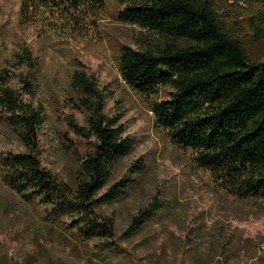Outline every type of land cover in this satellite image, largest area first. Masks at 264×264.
Segmentation results:
<instances>
[{
    "label": "rangeland",
    "instance_id": "obj_1",
    "mask_svg": "<svg viewBox=\"0 0 264 264\" xmlns=\"http://www.w3.org/2000/svg\"><path fill=\"white\" fill-rule=\"evenodd\" d=\"M206 1L250 60L264 63V0ZM125 6L122 0L77 9L60 0H0V85L42 108V167L75 188L80 161L91 152L93 140L71 127H84L87 118L70 85L75 71L95 80L104 114L119 117L132 145L109 182L130 185L117 201L96 209L113 219L116 236L108 243L117 249L99 250L96 240L74 228L71 213L54 215L8 188L0 176V264H264V195L233 196L193 162L192 151L169 139L151 108L170 98V87L145 97L122 79V48L143 51L154 42L142 27L120 20ZM24 51L31 54V69L16 58ZM22 76L33 79V95L22 90ZM24 152L0 112V161ZM139 164L144 170L136 174ZM155 196L164 205L158 216L126 234L131 219Z\"/></svg>",
    "mask_w": 264,
    "mask_h": 264
},
{
    "label": "trees",
    "instance_id": "obj_2",
    "mask_svg": "<svg viewBox=\"0 0 264 264\" xmlns=\"http://www.w3.org/2000/svg\"><path fill=\"white\" fill-rule=\"evenodd\" d=\"M60 1L75 9L84 5L100 8L105 3ZM122 2L126 6L120 20L137 24L154 36L150 48L143 51L122 48V79L145 97L156 95L160 87H170V98L151 108L169 139L192 151L193 162L233 196L264 195V63L250 60L244 45L230 34L209 1ZM16 58L33 68L29 51ZM28 78H20L22 90L33 95L34 82ZM70 85L87 115L84 127H71L76 135L93 140L91 152L80 161L75 188L41 165L37 138L45 120L42 108L24 103L18 92L5 85H0V112L25 152L3 157L0 176L8 188L54 215L71 213L74 228L86 240H96L99 250L117 249L113 241L108 243L116 236L113 219L96 209L117 201L130 185L129 180L109 182L114 165L132 145L123 137L119 117L104 114V96L92 77L75 71ZM135 168L136 174L144 170L141 164ZM163 206L153 197L131 219L126 234L157 217Z\"/></svg>",
    "mask_w": 264,
    "mask_h": 264
}]
</instances>
